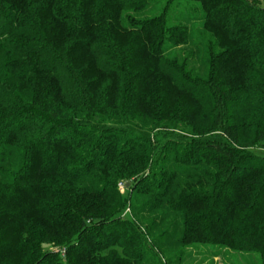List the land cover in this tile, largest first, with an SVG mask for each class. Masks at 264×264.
Returning a JSON list of instances; mask_svg holds the SVG:
<instances>
[{
    "label": "trees",
    "instance_id": "trees-1",
    "mask_svg": "<svg viewBox=\"0 0 264 264\" xmlns=\"http://www.w3.org/2000/svg\"><path fill=\"white\" fill-rule=\"evenodd\" d=\"M255 149L264 0H0V264H264Z\"/></svg>",
    "mask_w": 264,
    "mask_h": 264
},
{
    "label": "rangeland",
    "instance_id": "rangeland-1",
    "mask_svg": "<svg viewBox=\"0 0 264 264\" xmlns=\"http://www.w3.org/2000/svg\"><path fill=\"white\" fill-rule=\"evenodd\" d=\"M256 151V153L258 154V155H261V156H264V149H255ZM120 190L122 191L123 190V187L122 186H120Z\"/></svg>",
    "mask_w": 264,
    "mask_h": 264
},
{
    "label": "water",
    "instance_id": "water-1",
    "mask_svg": "<svg viewBox=\"0 0 264 264\" xmlns=\"http://www.w3.org/2000/svg\"><path fill=\"white\" fill-rule=\"evenodd\" d=\"M42 246H43L44 248H46V247H48V244H43Z\"/></svg>",
    "mask_w": 264,
    "mask_h": 264
}]
</instances>
